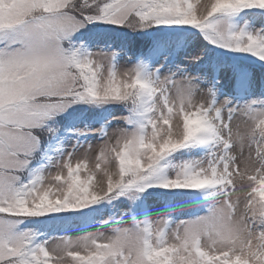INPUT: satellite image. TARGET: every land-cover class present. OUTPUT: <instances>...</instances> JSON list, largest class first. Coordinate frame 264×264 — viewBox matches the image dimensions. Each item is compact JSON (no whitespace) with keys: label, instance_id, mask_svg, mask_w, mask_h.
<instances>
[{"label":"snow or ice","instance_id":"snow-or-ice-1","mask_svg":"<svg viewBox=\"0 0 264 264\" xmlns=\"http://www.w3.org/2000/svg\"><path fill=\"white\" fill-rule=\"evenodd\" d=\"M0 264H264V0H0Z\"/></svg>","mask_w":264,"mask_h":264}]
</instances>
